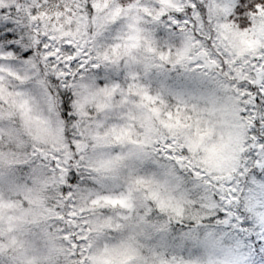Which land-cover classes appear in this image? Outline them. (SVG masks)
Listing matches in <instances>:
<instances>
[{"label": "clouds", "instance_id": "1", "mask_svg": "<svg viewBox=\"0 0 264 264\" xmlns=\"http://www.w3.org/2000/svg\"><path fill=\"white\" fill-rule=\"evenodd\" d=\"M0 264H264V0H0Z\"/></svg>", "mask_w": 264, "mask_h": 264}]
</instances>
